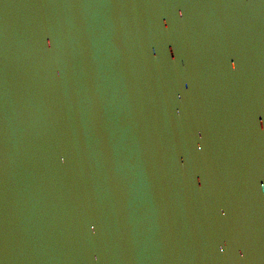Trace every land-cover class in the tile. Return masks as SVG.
Instances as JSON below:
<instances>
[{
    "label": "water",
    "instance_id": "95a60500",
    "mask_svg": "<svg viewBox=\"0 0 264 264\" xmlns=\"http://www.w3.org/2000/svg\"><path fill=\"white\" fill-rule=\"evenodd\" d=\"M0 264H264V0H0Z\"/></svg>",
    "mask_w": 264,
    "mask_h": 264
}]
</instances>
